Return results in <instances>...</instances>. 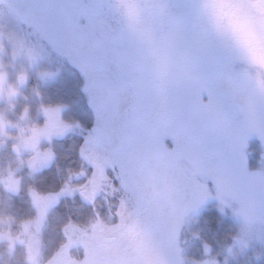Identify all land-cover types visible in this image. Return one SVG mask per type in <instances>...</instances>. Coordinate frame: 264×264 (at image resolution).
I'll list each match as a JSON object with an SVG mask.
<instances>
[{"label": "snow or ice", "instance_id": "6c2138e0", "mask_svg": "<svg viewBox=\"0 0 264 264\" xmlns=\"http://www.w3.org/2000/svg\"><path fill=\"white\" fill-rule=\"evenodd\" d=\"M12 12L0 18V53L7 40L14 59L23 55L32 63L44 52L41 41L46 43L83 74L95 113L80 148L92 169L90 175L84 169L78 174L87 183L76 189L66 183L60 190L78 191L92 206V235L72 226L79 235L73 240L70 233L68 244L48 264H142L144 258L185 264L177 234L186 213L209 196L202 180L213 182L222 205H238L234 214L243 222L241 236L234 238L238 243L264 225V170L250 172L243 152L252 133L264 143V97L255 94L241 66L207 32L192 0H152L142 6L155 56L109 0H13ZM8 24L29 28L36 42L5 31ZM156 56L166 66L162 76L156 72ZM43 111L46 122L33 127V148L41 136L60 135L69 127L60 120V106ZM165 137L171 138V149ZM49 157L44 153L41 159ZM106 168L115 175H107ZM8 186L16 190L11 177ZM101 191L119 197L114 212L109 206V222L96 212ZM33 195L38 226L60 193ZM72 243L83 245V259H71Z\"/></svg>", "mask_w": 264, "mask_h": 264}, {"label": "trees", "instance_id": "16d2710c", "mask_svg": "<svg viewBox=\"0 0 264 264\" xmlns=\"http://www.w3.org/2000/svg\"><path fill=\"white\" fill-rule=\"evenodd\" d=\"M56 68L51 76L35 75L27 79L25 88L33 89L32 95L35 99L30 105L29 123L41 125L43 120L40 113L43 107L59 105L64 109L63 120L87 127L91 124L92 118L79 94L78 82L81 76L75 67L67 64ZM8 102L11 101L5 100L6 104ZM37 102L39 106L35 107ZM78 141L75 134L56 138L51 144L54 159L50 165L35 172L26 166L18 168L14 173L18 178L19 186L15 193L7 191L0 184V217L10 216L15 219L16 224L34 218L36 207L29 192L47 195L58 192L63 187L68 175L79 168ZM252 142H249L248 148L250 164L259 156L258 149ZM14 152L15 147L8 143L0 148V175L12 166ZM79 204L80 201L76 198L73 200L60 198L48 208L38 236L41 258L47 259L64 240L61 228L76 216V208L80 206ZM238 229L237 221L225 208L209 212L198 218L196 222L191 221L188 226H182L181 245L185 264H191L192 261L202 264L203 261L210 259H215L216 264H264V240L253 247H248L242 254L235 250L234 238L238 235ZM205 245L208 247L207 253H205ZM24 257L23 245H17L14 254L9 258L4 245L0 244V264H25Z\"/></svg>", "mask_w": 264, "mask_h": 264}, {"label": "rangeland", "instance_id": "374dc122", "mask_svg": "<svg viewBox=\"0 0 264 264\" xmlns=\"http://www.w3.org/2000/svg\"><path fill=\"white\" fill-rule=\"evenodd\" d=\"M13 8V0H3L0 2V18L7 19L11 15H13L12 12ZM81 23H84L83 19L81 20ZM5 31H12L15 32L18 36H23L26 40V42L29 43H35L36 37L34 35H31V30L24 25H15V24H8L5 28ZM44 46V52L41 54V56L36 60L35 63H30L26 57L23 55L18 56L15 60L12 59V47L11 44L7 41H3V52L0 53V62L4 63L6 67V71L8 72V80L10 83H15L16 80V73L23 70L26 73L27 79L29 76H39L40 73H49L53 75L56 67H60V65L67 64L69 66H72L73 68L78 71L79 76H81L80 81L78 82V89L80 97H82L85 105L87 106L89 112H90V118L91 124L85 127L82 124H72L69 122H66L63 120L62 113L64 112L63 108L60 106V120L66 124L69 125V127L63 132V134L60 135H52L50 138H45L43 136L40 137L38 144L35 148H31L29 150L24 151H17L16 144H17V136H18V128L15 126L17 123H20L21 126L24 125L25 122L19 121V117L21 114L27 110L28 120H27V126L29 128L31 127H37L42 128L45 125L46 117L44 114V111L42 109L41 111V118L43 120V123L41 125H31L29 120H31L30 114V105L34 103L35 99L33 98L32 92L33 89H26L25 85L20 88L19 93L15 97V99L11 100V102L5 103V100H0V114H2L8 121L9 126L5 130V135L3 137H0V148L8 143L9 145L15 146V157L13 159L12 166L9 168V170L5 171L2 175H0V184L9 192L15 193L18 186V178L16 175H14L15 171L20 167H28L31 171L35 172L37 170H40L42 168H45L46 166L50 165L54 159V152H52L51 144L53 140L56 138H62L66 137V135H72L75 134L78 137V157H79V168L78 170L70 173L66 179V181L63 183L64 185L67 183L71 188L76 189L81 185H84L87 183V177H83L78 175L82 169L88 172V175L91 174V166L82 159L80 155V148L84 143V138L87 136V134L91 131L95 124V113L93 109L91 108L89 102H88V95L84 91V85L85 80L83 74L80 72V70L72 64L66 57L61 56L56 51H54L50 46H48L46 43L42 42ZM47 75V76H51ZM41 76V75H40ZM27 82V80H26ZM202 99L207 102V95H202ZM19 100V102H18ZM3 105V106H2ZM39 106V103L37 102L36 106ZM59 105L54 106H48L55 108ZM17 108V109H16ZM44 108V107H43ZM38 112V111H37ZM11 113V115H10ZM79 125V127L77 126ZM26 135L28 132L26 131ZM253 141L252 144L256 146L258 149V159L253 163H248L249 158V142ZM164 144L167 148L171 149L173 147V143L170 137H165ZM244 152V158L247 169L252 171H261L264 170V143L261 142L260 138L255 134L252 133L248 136V138L245 141V146L243 148ZM44 153H50V157L47 160H42V156ZM35 159L36 163L33 164V160ZM118 171V169H117ZM106 174L110 177H113L115 173L113 172L112 168H106ZM9 177H11V180L16 182V190L13 191L9 188ZM198 180H201L200 177H197ZM115 184L118 185V181H113ZM202 182L206 185L209 191V196L196 208L189 210L184 219L182 224L180 225V228L178 230L177 234V246L180 248V255L183 257L184 262L185 258L182 254V239H181V227L182 226H188L191 221L196 222L198 218L203 217L204 215L209 214V212H213L214 210H221V208L227 209L231 214L232 217L237 221V224L239 226V232L236 238H239L241 236V227H242V220L237 217L234 214V209L238 207V205L231 201L229 202L231 206H229V203L221 204L220 201L216 198V188L215 185L211 180H202ZM63 185V187H64ZM62 187V188H63ZM61 188V189H62ZM60 189V190H61ZM54 192V193H48L47 195H40L38 193H35L33 191L29 192V196H31V200L33 202V205L36 207V215L31 220H27L26 223H29L32 225V233L34 234L36 240L38 241V250H39V264H48L49 260L53 257L54 253L58 251L60 248H62L64 245L68 244V235L72 234V239L75 240L76 236L79 235L78 232H73L72 226H75L81 230H84L88 233V235H92V228L91 225L96 222L95 213L93 212L92 206L88 204L87 201L82 199L80 193L78 191H73L71 195L68 194L67 191L64 192ZM60 193L58 198L54 201H52L49 206L46 208L45 213L47 212L48 208L51 205H54L58 202L60 198H70L73 200L74 198L77 199V201H80V206L76 208V216L69 221H67L61 228V233L64 237V240L60 243V245L57 247V249L47 258L43 259L41 258V249L39 248V231L40 227L42 226V223L44 221V216L41 219L39 225L36 224V219L40 215L39 208L37 205V201L34 199V195L39 197H48L54 194ZM118 195L116 197H112L111 195L105 194V192L101 191L98 192L96 201H95V208L96 212L99 214L100 218L104 222H109V206H111V211L114 212L115 208L118 204ZM0 220H6L8 221L6 227L10 232H19L21 230V224L25 222H19V224L15 223V219L10 216L0 217ZM111 222H116V218L113 216L111 218ZM257 232L260 233V236H257ZM25 241H27L28 237L25 235L23 237ZM264 240V225H256L254 227V230L252 234L245 238V243L241 244L238 243L235 239V250L238 251L239 254H242L246 252L245 250L248 247H253L256 243H261ZM25 247V245H23ZM68 254L73 260L79 261L80 259H83L84 256V247L80 243H72L68 247Z\"/></svg>", "mask_w": 264, "mask_h": 264}, {"label": "clouds", "instance_id": "9594fccd", "mask_svg": "<svg viewBox=\"0 0 264 264\" xmlns=\"http://www.w3.org/2000/svg\"><path fill=\"white\" fill-rule=\"evenodd\" d=\"M150 2L152 0H109L128 30L142 37L149 52L155 56L149 30L142 17V6ZM192 3L207 32L241 66L255 94L264 97V0H192ZM155 58L157 75L162 76L166 71L165 63L162 58ZM12 59L15 60L13 56ZM6 67L4 63L0 66V100L11 101L26 84L27 76L21 70L16 73L15 83H10ZM18 119L25 122L23 126L20 123L15 125L18 128L16 149L19 152L33 148L37 133L33 127L27 126V111ZM8 126L9 121L0 114V137L5 135ZM32 163H36L35 159ZM7 223L0 220V244L4 245L9 258L17 245H25V264H39L38 241L31 231L32 225L25 222L19 232H10ZM25 235L27 241L23 239ZM142 264H166V261L163 258H144Z\"/></svg>", "mask_w": 264, "mask_h": 264}, {"label": "water", "instance_id": "95a60500", "mask_svg": "<svg viewBox=\"0 0 264 264\" xmlns=\"http://www.w3.org/2000/svg\"><path fill=\"white\" fill-rule=\"evenodd\" d=\"M3 1V0H0V2Z\"/></svg>", "mask_w": 264, "mask_h": 264}]
</instances>
